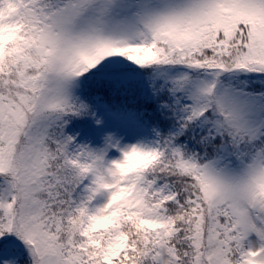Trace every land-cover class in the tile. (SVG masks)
I'll return each instance as SVG.
<instances>
[{"label": "snow or ice", "instance_id": "1", "mask_svg": "<svg viewBox=\"0 0 264 264\" xmlns=\"http://www.w3.org/2000/svg\"><path fill=\"white\" fill-rule=\"evenodd\" d=\"M4 264H264V0H0Z\"/></svg>", "mask_w": 264, "mask_h": 264}, {"label": "rangeland", "instance_id": "2", "mask_svg": "<svg viewBox=\"0 0 264 264\" xmlns=\"http://www.w3.org/2000/svg\"><path fill=\"white\" fill-rule=\"evenodd\" d=\"M13 244L11 246V249L5 248V250L0 253V264H4V262L7 261H15L16 256L19 254V252L22 249V244L13 238ZM18 264V262H17Z\"/></svg>", "mask_w": 264, "mask_h": 264}]
</instances>
